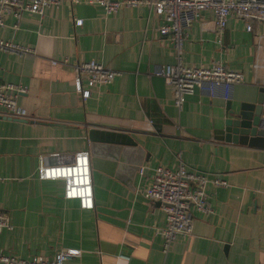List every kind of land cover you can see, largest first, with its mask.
<instances>
[{
	"label": "crops",
	"instance_id": "1",
	"mask_svg": "<svg viewBox=\"0 0 264 264\" xmlns=\"http://www.w3.org/2000/svg\"><path fill=\"white\" fill-rule=\"evenodd\" d=\"M212 19L203 11L185 31L182 63L220 61L240 71L244 82L231 87L230 104L253 103L264 86V25L250 22L246 30L244 20L231 17L217 36ZM160 25L145 6L105 16L87 0H60L41 16L4 17L0 40L34 53L0 51V81L25 88L16 104L30 116L0 115V208L10 226L0 230L1 254L50 258L63 247L79 250L65 264H264V145L223 139L219 90L209 97L195 89L180 110L173 106L169 86L151 74L174 63ZM64 58L67 64L49 63ZM88 60L118 74L81 100L71 65ZM92 126L124 133L133 145H118L106 169L90 166L93 206L82 209L62 197L60 180H38L36 168L69 164L75 152H88ZM178 162L224 185H206L211 212L190 208L189 234L162 252L165 214L142 189L154 167L174 169Z\"/></svg>",
	"mask_w": 264,
	"mask_h": 264
},
{
	"label": "built area",
	"instance_id": "2",
	"mask_svg": "<svg viewBox=\"0 0 264 264\" xmlns=\"http://www.w3.org/2000/svg\"><path fill=\"white\" fill-rule=\"evenodd\" d=\"M69 1L77 2V0ZM87 2L98 5L105 16L115 14L122 7L145 6L161 20L157 31L159 35L167 38L174 63L160 66L151 74L161 77L169 86L172 104L177 110L181 109L185 97L191 95L195 89L207 93L209 97H213L219 90L221 98L227 100L231 87L244 82L240 71L228 69L220 61L197 66L182 63L183 34L201 17L203 11L211 12L217 36L231 17L244 20L246 30L251 29L250 22L264 25V0H87ZM59 3L60 0H0V27L3 26L6 16H11L15 20H18L23 13L41 16L46 8L56 7ZM74 24L80 25L81 19H75ZM262 37L264 39V32ZM0 51L18 55L34 53V50L28 46L2 40H0ZM49 63L67 64L68 60L51 59ZM71 66L73 90L81 100L90 96V89L93 86L108 84L118 74L94 60L75 62ZM262 67L264 69V66ZM24 92L25 88L19 84L0 81L2 109L0 115L14 119L30 118L16 104V97ZM256 128L264 130V109L258 116ZM137 171L142 176L144 167L140 166ZM36 178L60 180L63 198L76 199L82 209L92 208L90 162L86 150L75 152L69 164L52 166L38 164ZM209 183L215 186L224 185V182L218 178L209 179L203 173L188 171L182 162H178L174 169L163 166L152 169L149 181L142 189V195L150 202L158 203L165 214V224L160 229L162 252L167 251L177 235L189 234L190 208L202 214L211 212L205 192ZM9 227L8 214L0 208V230ZM78 254V249L63 247H59L50 258L32 256L24 259L11 253H0V264H65V261Z\"/></svg>",
	"mask_w": 264,
	"mask_h": 264
},
{
	"label": "water",
	"instance_id": "3",
	"mask_svg": "<svg viewBox=\"0 0 264 264\" xmlns=\"http://www.w3.org/2000/svg\"><path fill=\"white\" fill-rule=\"evenodd\" d=\"M225 118L222 124L223 139L232 143L252 144L256 140L264 145V130L256 128L258 116L264 109V86L258 88L253 103L241 102L236 108L230 104L229 98L225 100ZM88 140V155L92 169H106L112 165L106 159H115L118 145H133L124 133L109 129L89 127L86 131ZM136 170V166L129 168Z\"/></svg>",
	"mask_w": 264,
	"mask_h": 264
}]
</instances>
